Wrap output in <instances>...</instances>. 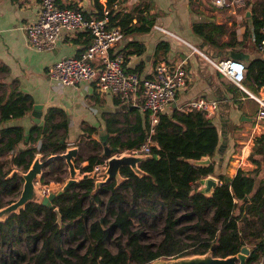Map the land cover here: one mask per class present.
<instances>
[{
	"label": "trees",
	"instance_id": "16d2710c",
	"mask_svg": "<svg viewBox=\"0 0 264 264\" xmlns=\"http://www.w3.org/2000/svg\"><path fill=\"white\" fill-rule=\"evenodd\" d=\"M106 1L111 5L116 0ZM121 1L124 0L118 3ZM142 1L143 5L134 4L122 14L120 6L117 10L111 8L108 25L119 26L124 33L149 31L155 24L156 14L151 0ZM250 4V22L256 43L261 35L259 28L264 26V0ZM94 16H103L101 7ZM132 16L136 17L134 23ZM207 26V23H194L193 30L216 46L233 45L234 32L227 42L218 43L214 35L223 33L224 28ZM133 45L137 46L134 52H142L139 44ZM121 52L126 59L128 52ZM0 71H5V67L0 66ZM3 84L0 81V207L5 205L4 195H20L23 184L17 173L11 175L15 168H5L7 160L2 157L9 156L12 165L26 170L35 154L46 158L68 147L67 119L62 109L49 107L42 122L26 131L14 121L30 110L32 97L16 88H3ZM242 84L250 89L264 88V55L246 62ZM108 131L112 135L107 142L115 151L139 148L150 139V157L138 163L143 174L138 175L130 167L122 166L119 170L121 181L112 179L97 186L93 177L84 174L68 190L52 199V207L26 204L19 213L0 222V264H146L160 257L204 253L211 246L214 255L225 256L237 253L248 244L247 264L264 256V177L256 178L260 161L252 157L253 153L264 155V135L256 138L249 156L257 163L256 168L251 171L239 168L232 177L218 173V184L208 195L196 191L199 186L196 181L213 173V163L202 166L188 161L202 156L213 157L218 145L217 127L202 111H186L178 118L160 112L153 132H150L145 111L144 121L135 126H120ZM130 132L137 134L122 139L121 134ZM154 154L158 157H153ZM100 158L101 154H89L81 170H91ZM67 174L64 161L55 159L50 161L39 180L46 183L44 178L48 175L63 181ZM192 189L195 191L191 194ZM125 190L129 191L128 199ZM54 207L60 213V224L56 221ZM158 208L163 209V215ZM104 210L113 215L111 222L100 216ZM249 215L254 219L248 218ZM159 217L163 221L161 239L146 241L143 226H156L155 220ZM134 219L138 226H134ZM185 220L189 224H180ZM184 239L191 241L184 242ZM23 240L27 244L25 251L19 246ZM109 242L114 245V251L107 246Z\"/></svg>",
	"mask_w": 264,
	"mask_h": 264
},
{
	"label": "crops",
	"instance_id": "0c3cea01",
	"mask_svg": "<svg viewBox=\"0 0 264 264\" xmlns=\"http://www.w3.org/2000/svg\"><path fill=\"white\" fill-rule=\"evenodd\" d=\"M55 1L60 6L77 8L91 16L97 13L98 7L102 10H117L120 6L122 14L134 4H144L142 0H124L120 3V0H116L111 5H107L106 0ZM151 1L153 12L156 14L155 24L166 28L177 37L154 29L153 26L146 32H123L111 52H128L125 59L126 68H136V72L141 76L150 75L159 61H165L169 66L182 62L188 73L187 84L176 92L162 113L170 116L174 114L177 118L184 116L187 111L185 104L200 96L217 101V107L210 117L218 130L216 152L210 157L214 171L210 175L217 178L218 173H223L232 177L239 168L245 171L253 170L257 163L249 156L256 138L264 135V123L258 122L255 117L258 102L254 97L264 99V88L261 86L250 89L243 84L244 89L238 87L217 71L200 52L213 59H219L229 57L230 51H242L248 55V59L242 60L245 65L248 60L262 55L256 48L254 30L250 22V3L255 0H246L249 4L246 3L240 15L236 10L216 5L214 0ZM38 8L39 0H0V66L5 67V71H0V81L4 83L3 88H16L26 92L33 100L26 115L14 123L24 126L27 131L30 126L42 122L49 107L62 109L67 119V145L73 146L75 140L98 142L102 134H106L107 142L108 136L112 135L108 129L132 127L144 121L145 111L142 108L140 91L131 93L130 97L124 100L115 93L100 91L94 82L57 85L48 78V67L60 58L81 52L90 42V36L84 31H63L49 50L30 47L26 40V25L36 18ZM135 21L136 17L132 16L131 22ZM194 23H207L208 28L211 25L222 26L223 33L213 34L218 43L227 42L231 32H234L235 41L230 47L216 46L193 30ZM134 43L141 46L142 52H134L137 48ZM33 108H36L35 115H32ZM132 108L134 109L131 110ZM89 128H92V131H89ZM136 134L137 132L124 133L121 137L126 139L129 135L133 138ZM37 143L38 140L33 142V145ZM80 151L78 147L77 157L84 159L81 161L84 166L87 161L82 158ZM252 157L260 161L256 174L259 180L264 177V155L253 153Z\"/></svg>",
	"mask_w": 264,
	"mask_h": 264
},
{
	"label": "built area",
	"instance_id": "2783aa9c",
	"mask_svg": "<svg viewBox=\"0 0 264 264\" xmlns=\"http://www.w3.org/2000/svg\"><path fill=\"white\" fill-rule=\"evenodd\" d=\"M214 3L236 10L239 15L246 7V0H214ZM108 12L109 9L106 8L103 9V16H91L77 8L60 6L55 0H39L36 18L26 25L27 44L36 50H49L53 48L63 31L87 32L90 42L85 48L76 55L53 62L47 69L48 78L57 85H75L81 81L94 82L100 91L115 93L124 100L128 99L131 93L140 91L142 108L148 112L150 132H153L159 113L173 99L176 92L186 86L188 73L182 62L175 65L171 71L165 61L157 62L150 76H141L136 71L128 70L124 54L121 51L111 52L113 46L123 36V32L119 26L108 25ZM153 28L175 36L158 24H154ZM259 32L261 35L256 42V48L264 55V26L259 28ZM200 55L217 71L244 89L242 82L245 64L242 60L231 57L213 59L203 52H200ZM254 98L258 102L256 120L264 123V99ZM216 107L217 101L202 96L193 98L185 104V110H200L207 117H211ZM150 143L148 138L139 148L126 151L148 153ZM106 160L95 163L91 170L82 171L83 174L93 177L97 171L106 167ZM37 181L39 182V179L35 182ZM38 187L44 195L52 192L49 187L43 185Z\"/></svg>",
	"mask_w": 264,
	"mask_h": 264
},
{
	"label": "water",
	"instance_id": "95a60500",
	"mask_svg": "<svg viewBox=\"0 0 264 264\" xmlns=\"http://www.w3.org/2000/svg\"><path fill=\"white\" fill-rule=\"evenodd\" d=\"M246 14H248V9L246 10ZM228 55L229 57L237 60L248 59V55L242 51H230ZM169 69L172 71L174 66H169ZM35 114L36 108H33L32 115ZM26 138H28L27 135ZM105 138L106 134L100 135V140L104 144L103 155L107 158L106 167L98 173L104 175V178L94 179L96 186L112 179H115L117 182L121 181L123 178L120 175L119 170L122 166L130 167L138 175L143 174V171L139 168L138 163L150 157V154L125 152L118 156L112 155L113 148L106 145ZM77 155L78 147L76 145L68 146L63 152L51 154L46 158H43L40 153H37L32 158L26 170L14 169L11 175L17 173L23 179V184L20 195L12 202L0 207V222L4 221L14 213H19L28 203H37L43 206L52 207V199L64 193L79 180L77 175L80 170L76 167ZM153 157L157 158L158 155L154 154ZM55 159H62L64 161L67 166L68 176L64 179L60 188L56 191L50 192L48 195H44L35 181L42 176L43 168H46L50 161ZM188 161L195 165L202 166L211 163L209 156H202L199 159H189ZM196 183L199 185L196 189L197 192L209 195L218 184V180L213 175H208L197 179ZM194 191L195 190L192 189L190 193L192 194ZM53 210L56 212V221L60 224V213L58 208L54 207ZM213 248L214 247L211 246L204 253H194L175 257H160L151 260L146 264H247L249 250L246 246H242L235 254L225 256L214 255Z\"/></svg>",
	"mask_w": 264,
	"mask_h": 264
},
{
	"label": "rangeland",
	"instance_id": "374dc122",
	"mask_svg": "<svg viewBox=\"0 0 264 264\" xmlns=\"http://www.w3.org/2000/svg\"><path fill=\"white\" fill-rule=\"evenodd\" d=\"M248 1L251 2V0H248ZM193 3H194V1H193ZM194 4L196 5V3H194ZM105 141H106V139H105ZM94 142H89V141H86V140H80V141H77L76 142V140H75V142H74L73 145H75V143H76V145H78L79 150H81L80 151V154L82 155V158H86V156L89 155V154L96 153V154H101V156H102V158H100L101 161H103L104 159H107L103 155V152H104V144L101 142V140L98 139V143H94ZM105 143H106V145H108V147L112 148L107 142H105ZM126 150L127 149L120 150V151H115V149L113 148L112 149V155H117L118 156V155H120L122 153L127 152ZM2 159L7 160V163L5 165V168L13 167L15 169H19L15 165H12L9 162V156L2 157ZM82 160H84V159H81L80 161L76 162V167L79 168V170H80L79 173H78V175H77V177H79V178H81V173H82V175H84L83 172H82V170H81V167H82L81 161ZM86 164L87 163H85L84 165H86ZM66 169H67V166H66ZM20 170H25V169H20ZM102 170L97 171L93 175V178L94 179H97V178L98 179L99 178L103 179L104 178V175L98 174ZM43 171H47V167L46 168H43ZM67 176H68V174L65 176V178ZM44 180H45L46 183H41V181L39 180V182L37 181L36 184L38 186L43 185V186L49 187V189L51 191H56L58 188H60V186L62 185V183L64 181V180L63 181H57L56 179H54L53 177H50L48 175L45 176ZM125 195H126V198L128 199L129 198L128 197V195H129V191L128 190H125ZM18 196L19 195L15 196L14 194H6L3 197V203L4 204H8V200H10V199H14L15 200ZM103 198L106 199V196L104 195ZM158 212L161 215H163V209L158 208ZM263 213H264V211H263ZM100 216L101 217L105 216L109 220V222H111L113 220V215L112 214H107L105 212V210L104 211H101ZM248 218H250V219L253 220L254 219V216L252 217V215H249ZM149 221H152V219L150 218ZM133 224H134V226H138L137 219H134L133 220ZM155 224H156V226H149L148 224L145 225V226H143L144 227L143 231L145 232L144 239L146 241L158 242L161 239V237H162L161 227L163 225V221H162L161 217H159L157 220H155ZM180 224L184 225V224H189V223H188L187 220H185V221L181 222ZM189 232H191V231H189ZM191 233H193V232H191ZM190 241H191V239H184V242H190ZM19 246H20V248L23 251H25L26 250V247H27L26 241L23 240L22 243L19 244ZM107 246L110 248V250H112V251L115 250V247H114V245L111 242H109L107 244ZM246 247L248 248V250L250 252V245L248 244ZM161 258H163V257H161ZM252 264H264V256L263 255L262 256H259L256 261L252 262Z\"/></svg>",
	"mask_w": 264,
	"mask_h": 264
}]
</instances>
